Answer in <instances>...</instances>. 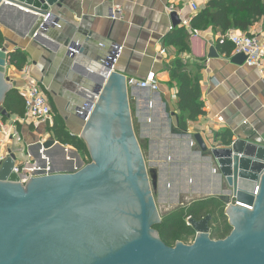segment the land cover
Listing matches in <instances>:
<instances>
[{
    "label": "water",
    "instance_id": "water-1",
    "mask_svg": "<svg viewBox=\"0 0 264 264\" xmlns=\"http://www.w3.org/2000/svg\"><path fill=\"white\" fill-rule=\"evenodd\" d=\"M65 1L0 0V17L4 14L7 23L18 24L31 17L28 31L18 35L40 42L56 28L54 23L60 17L54 10ZM46 14L50 19L37 33ZM171 20L174 28L182 23L176 12ZM0 24L5 25L1 20ZM6 43L19 47L9 38ZM83 53L74 42L67 58L72 63ZM9 55L6 47L0 49V109L13 89L6 77ZM211 57H217L214 49ZM232 61L244 65L246 57L239 54ZM110 72L111 64L102 70L97 86L85 89L92 100L86 103L83 115L77 114L85 122L81 137L90 151L91 164L86 165L76 150L54 138L37 143L38 155L55 148L64 156L71 151L80 161L78 168L64 160L62 169L51 161L48 170L47 162L49 173L24 183L13 171L14 153L3 163L0 264H264V142L258 145L238 138L232 147L210 149L201 135L195 136L228 187V194L220 198L228 206L233 232L226 239L213 240L211 215L201 221L189 219L196 231L195 242L167 246L154 229L161 217L133 126L127 77ZM2 114L8 116L6 110ZM152 180L153 189H158L159 175L154 172ZM57 222L62 223L61 230L54 232Z\"/></svg>",
    "mask_w": 264,
    "mask_h": 264
},
{
    "label": "crops",
    "instance_id": "crops-1",
    "mask_svg": "<svg viewBox=\"0 0 264 264\" xmlns=\"http://www.w3.org/2000/svg\"><path fill=\"white\" fill-rule=\"evenodd\" d=\"M208 2L209 0H66L61 8L54 10L60 17L57 21L59 27L43 36L40 42L21 39L18 35L28 31L33 21L31 17L29 19L26 16V21L22 24L1 20L5 24L0 26L5 38L19 44L18 48H14L5 42L9 53L20 49L26 54L28 61L22 71L8 65L6 77L10 78L13 88L18 90H22L27 84L24 72L36 79L51 106L65 121L69 133L82 138L85 122L77 114L92 100L85 89L100 83L102 63L108 59L116 45L122 46L124 52L116 71L126 76L127 80H142L150 72H154L160 86L158 92H150L128 85L129 96L136 108L133 126L137 136L151 139V155H164L167 160H171L173 156L176 161L174 166H186L190 171L196 172L192 184L186 183V188L189 189L190 185L194 190L203 191L204 197L226 195L228 188L218 173H213L215 163L209 152L191 147V142L196 143L195 136L201 135L210 149L228 147L217 139V135L230 131L233 141L238 138L253 141L259 137L263 143L264 75L257 69L233 63V58L237 56L234 51L229 55L223 54L218 47L221 34L213 29L199 31L197 36L186 29L189 38L185 51L165 43L167 35L184 28L181 25L173 27L171 14L167 13L168 7L174 4L183 18L193 19ZM192 4L198 6V11L193 10ZM117 8L122 10L123 16L114 21L112 15ZM17 25L21 32L15 27ZM248 33L264 35L263 24L257 23ZM74 42L81 45L84 53L71 63L67 52ZM212 49L217 57H211ZM179 59L188 67L193 77L199 75L201 78L205 112L204 116L189 124L186 132L179 129V87L170 74L172 65ZM142 115L144 119L140 118ZM2 117H5L3 121L7 124L6 131H10L12 123H15L18 139L0 144V153L12 148L15 154L21 156L20 161L26 160L28 154L33 157L36 155L37 164L31 169L36 175L49 173L50 171H46V163L48 162L50 170L51 161H54L57 169H62L64 160L73 167L79 166L78 157L71 151L64 156L59 148H55L48 153L41 151L38 155L37 143L50 139L44 126H35L31 122L21 123L18 115L2 114ZM166 158L162 159L166 161ZM166 164L168 162L161 166L166 167Z\"/></svg>",
    "mask_w": 264,
    "mask_h": 264
},
{
    "label": "trees",
    "instance_id": "trees-1",
    "mask_svg": "<svg viewBox=\"0 0 264 264\" xmlns=\"http://www.w3.org/2000/svg\"><path fill=\"white\" fill-rule=\"evenodd\" d=\"M260 22L263 24L264 30V0H209L201 13L192 19L191 26L201 32L213 29L215 32L225 35L231 30H238L251 35L248 33L250 29ZM188 38L185 28L176 29L165 37V43L185 51ZM5 42L6 38L0 29V48L4 47ZM218 47L221 48L223 54L229 55L234 51V46L231 43L218 44ZM8 61L9 65L18 71H22L28 62L26 54L20 49L12 52ZM170 74L172 80L179 87L178 109L181 113L178 118L179 129L186 132L191 122H195L205 115L200 86L201 78L199 75L193 77L188 67L180 59L174 62ZM2 109L6 110L9 115H18L20 118L25 116V100L18 89L13 88L8 93ZM2 109H0L1 117ZM52 109L55 113V125L53 128L46 127L47 131L51 132L54 139L61 145L76 150L86 165L91 164L92 157L86 142L82 138L71 135L63 118L59 116L55 108L52 107ZM217 139L229 146L233 142V135L230 131H226L218 134ZM208 215L213 217L210 223L213 240H223L231 235L233 227L228 221L226 203L217 197L197 200L191 205L178 208L164 216L161 223L154 226V229L167 246L175 247L179 242L188 244L190 239L196 236V231L189 224V219L201 221Z\"/></svg>",
    "mask_w": 264,
    "mask_h": 264
},
{
    "label": "built area",
    "instance_id": "built-area-1",
    "mask_svg": "<svg viewBox=\"0 0 264 264\" xmlns=\"http://www.w3.org/2000/svg\"><path fill=\"white\" fill-rule=\"evenodd\" d=\"M193 10L196 12L198 11V6L196 4H192ZM178 13L180 19H181V26H183L185 29H187L190 34L197 36L199 34L198 30H195L191 26L192 19L191 18H183L180 12L177 10L176 6L173 4L170 7L167 8V13ZM123 16L122 10L120 8H117L116 11L112 15V19L114 21L121 19ZM50 14H46L42 16V23L37 31L40 32L44 29V25L49 21ZM54 26L57 28L59 27L58 23H54ZM36 33V34H37ZM226 43H231L234 46V52L235 55L242 54L246 57V61L244 63L245 66L248 68H254L257 69L261 75H264V35L260 34H251L247 35L246 33L237 32L235 30H231L225 35H220L218 38V44L219 45H225ZM72 50V49H70ZM124 52V48L122 46L116 45L113 49V52L108 57V59L102 63L101 68L102 70L106 69V66L109 67L111 64V72L116 71V66L119 62V60L122 57V54ZM166 51H163L165 53ZM106 65V66H105ZM110 72V73H111ZM26 78L28 79L27 84L24 86L22 90H19L20 93L23 95L25 100V116L23 118H20L19 121L21 123H28L31 122V124L35 126H44L53 128L55 125V113L52 109V106L47 98V95L45 94L44 89L42 88L41 84L36 80L31 78L28 73L24 72ZM28 75V76H27ZM127 83L130 87H135L142 91H150V92H158L159 91V82L158 77L154 72H150L144 79H128ZM85 112V107L83 110L79 112L80 115H83ZM93 112V109L88 114L89 120L91 114ZM6 122L3 121V119L0 117V144L4 145L7 143V140H13L14 138L18 139V134L15 129V123H12L10 131L5 130V124ZM50 139L54 138L52 133L49 132L47 134ZM5 137V139H3ZM44 142V141H42ZM255 144L261 145L262 139L259 137H256L253 141ZM235 141H233L228 147H232ZM191 147H198L195 142H191ZM11 153H14V149H10L8 152L0 153V170L3 165V163L10 157ZM15 154V153H14ZM17 157L16 164L14 166L13 171L18 174L22 178V182H28L33 176L35 172H31V169L37 164L30 163L32 155L28 154L26 160L20 161L19 155L15 154ZM213 173H218V168L215 165V168L213 169ZM23 175L25 178H23ZM30 175V176H29ZM32 176V177H31ZM257 195V194H256ZM249 210H253L252 206H246ZM190 224V223H189Z\"/></svg>",
    "mask_w": 264,
    "mask_h": 264
},
{
    "label": "rangeland",
    "instance_id": "rangeland-1",
    "mask_svg": "<svg viewBox=\"0 0 264 264\" xmlns=\"http://www.w3.org/2000/svg\"><path fill=\"white\" fill-rule=\"evenodd\" d=\"M10 36L15 38L14 36H12V34H10ZM4 47H6V44L4 45ZM129 102H130V111L133 121L136 115V108L134 107L132 98H130V96H129ZM140 118L144 119V115L140 116ZM145 134L146 133H142V135ZM148 135H150V133H148ZM137 138L146 161V167L150 177V184H151L153 197L156 202L161 220L164 216L177 210L178 208H181L182 206H188L197 200L208 198V197H204L205 194L203 191L200 192L198 190H194V188L190 185H189V189L185 187V184L186 183L188 184V182L192 184L196 172L190 171V169L187 168L186 166H183L185 168L183 167L177 168V166H174L173 164L176 163V161L174 160L173 156H171L172 158L170 157L171 160H167L166 158L167 156L164 155H157V156L151 155V150L149 148L150 146L149 143L151 139L149 140L146 138H140L139 135L137 136ZM164 157L166 158V161L162 159ZM37 158L38 157H36V155H34V157L32 156L30 163L32 164L37 163L36 161ZM165 162H168V165L166 164L167 165L166 167L164 166L162 167L161 165ZM67 165L71 166L70 164ZM154 172L159 175L158 189H153V185H152L153 184L152 176L154 175ZM42 175L43 174H37V176H42ZM216 197L220 198V196H216ZM227 208L228 206L226 204V210ZM228 221H229V216H228ZM195 239L196 236L195 238H191L187 245L193 244L195 242Z\"/></svg>",
    "mask_w": 264,
    "mask_h": 264
},
{
    "label": "flooded vegetation",
    "instance_id": "flooded-vegetation-1",
    "mask_svg": "<svg viewBox=\"0 0 264 264\" xmlns=\"http://www.w3.org/2000/svg\"><path fill=\"white\" fill-rule=\"evenodd\" d=\"M29 217H31V216H29ZM13 223H18V222L14 221ZM60 225H62V223L57 222V223L54 225V229H53V231L55 232L56 230H61ZM39 239H44V238L41 236V237H39Z\"/></svg>",
    "mask_w": 264,
    "mask_h": 264
},
{
    "label": "bare ground",
    "instance_id": "bare-ground-1",
    "mask_svg": "<svg viewBox=\"0 0 264 264\" xmlns=\"http://www.w3.org/2000/svg\"><path fill=\"white\" fill-rule=\"evenodd\" d=\"M2 19H3V20H6V18L4 17V14L1 15V17H0V20H2ZM29 19H30V18H29ZM3 20H2V21H3ZM6 21H7V20H6ZM21 23H23V22H21ZM26 26H27V25H26ZM24 28H25V26H24ZM18 32H19V31H18Z\"/></svg>",
    "mask_w": 264,
    "mask_h": 264
}]
</instances>
